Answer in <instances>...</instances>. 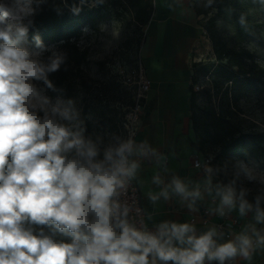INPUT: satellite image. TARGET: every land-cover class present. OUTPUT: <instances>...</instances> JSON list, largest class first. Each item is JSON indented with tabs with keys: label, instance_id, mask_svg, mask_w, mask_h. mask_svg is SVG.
I'll list each match as a JSON object with an SVG mask.
<instances>
[{
	"label": "clouds",
	"instance_id": "1",
	"mask_svg": "<svg viewBox=\"0 0 264 264\" xmlns=\"http://www.w3.org/2000/svg\"><path fill=\"white\" fill-rule=\"evenodd\" d=\"M32 14L31 0H0V264H149L150 255L173 264H204L205 259L224 264L237 254L248 258L252 242L246 235L217 245L214 230L197 237L189 235L188 224L164 223L157 234L129 225L128 209L121 212L114 197L138 166L128 162L133 141H119L97 159L92 141L58 121L74 118L72 101L51 105L32 82L51 88L47 74L59 69L63 56L53 52L45 64L36 58L40 52L21 46L28 33L23 22ZM35 40L42 51L39 37ZM72 150L77 158L69 159ZM173 183L176 192L188 195L179 180ZM244 195L241 214L253 209ZM260 201L257 196L255 218L264 222ZM233 203L229 185L222 204ZM26 223L55 226L72 242H56L43 231L33 234Z\"/></svg>",
	"mask_w": 264,
	"mask_h": 264
},
{
	"label": "rangeland",
	"instance_id": "2",
	"mask_svg": "<svg viewBox=\"0 0 264 264\" xmlns=\"http://www.w3.org/2000/svg\"><path fill=\"white\" fill-rule=\"evenodd\" d=\"M173 1L181 2L180 0ZM185 1L192 15L191 27L196 36L194 44L186 51L183 59L187 67V76L190 78L192 64L197 66L216 64L210 41L202 28L207 19L215 16L216 10L212 7L210 0ZM33 5V0H31L32 8ZM233 19L230 12L219 15L215 23L216 35L230 47L237 50H247L253 56L254 61L264 69V10L253 13L251 18L252 27L248 36H238L236 34ZM143 30L144 27L141 28V35L132 21V14L129 9L120 6L113 10L107 9L100 21L95 23L93 27L83 30V35L78 41V46L87 52L86 62L82 66L83 75L90 78L92 83L85 93L75 88L76 90L70 98L72 101L71 108L75 113L74 118L71 121L57 119L71 131L88 119L91 124L89 134L84 129L81 136L86 141L90 140L96 145L99 153L97 159H103V153L109 146H114L119 141H126L127 116L133 106V96L137 89L135 83L139 81L137 77L139 66L142 67L143 77L147 79L145 72L148 69L145 70L143 66L142 54L146 43ZM152 44H155V40ZM21 46L27 48L30 52H40L39 57L36 58L43 63L47 53H57V48L52 45L44 47L42 51L36 47H31L25 41ZM196 69L197 67L194 70ZM147 73L150 75L149 71ZM213 80L218 83V88L213 87ZM42 82L33 81L32 83L41 95L50 100L51 105H55L57 101H62L61 107L67 106L68 98L51 96ZM219 83L220 80L217 75L211 71L207 74L199 73L196 75L193 90L197 94L196 102L199 107L209 104L217 106L220 103L226 85ZM159 93V90L154 92L152 89L141 99V106L144 105L145 99L148 104L146 115H149L153 110L154 98H157ZM86 104L94 108V114L83 112ZM38 115L42 117L43 112H38ZM189 115L188 112L187 130L189 134L179 133L177 136L178 140L180 139L187 144L193 140ZM234 120L244 131L264 132V84L260 86L258 91L244 95L235 109ZM192 152L193 160L198 159V153L193 149ZM66 155L69 159L77 158L75 150L66 153ZM213 158L214 151L212 149L208 150L205 159L210 160L208 165L209 174L214 181L215 178L211 174L210 168ZM202 168H204L200 170L202 173L207 172L205 166H202ZM229 168L230 173L240 181L243 191L264 193V182H262L264 181V159L251 163L233 160L230 162ZM245 169L251 171L256 178L253 180L248 179ZM220 171L225 172L223 169H220ZM138 182L144 186L142 178H139ZM30 228L36 234L43 231L44 235L50 236L56 242H72L70 235L61 233L55 226L30 224Z\"/></svg>",
	"mask_w": 264,
	"mask_h": 264
},
{
	"label": "crops",
	"instance_id": "3",
	"mask_svg": "<svg viewBox=\"0 0 264 264\" xmlns=\"http://www.w3.org/2000/svg\"><path fill=\"white\" fill-rule=\"evenodd\" d=\"M180 1L152 0V15L143 30L146 36L142 50L143 66L150 72V75L148 71L145 74L151 83L147 93L152 89L160 93L154 98L153 110L149 115H146L148 104L145 99L132 140L135 150L130 155L131 163L138 165L132 176L140 193L141 205L155 234L161 224L175 223L188 224L193 229L189 235L197 237L214 230L213 240L217 245L236 241L238 236L246 235L252 242L249 257L237 254L225 260L224 264H264V242H261L264 239V222H257L254 209L241 214L240 199L235 194L233 206L223 205L225 187H218L210 177L208 167H205V173L200 171L204 168L193 167L190 143L177 138L179 133L189 134L187 115L190 78L183 59L196 40L188 4L185 0ZM139 178L143 179L144 186L138 182ZM174 180L184 185L188 195L176 192ZM193 198L202 206V212L192 206ZM219 210L229 212L237 222L228 230L229 239L224 237L225 231L219 232L216 228V224L222 221L218 216ZM205 218L207 222L203 224ZM173 246L187 247L177 241H173ZM153 261L154 264H173L150 255L149 264H153ZM204 264L220 262L205 259Z\"/></svg>",
	"mask_w": 264,
	"mask_h": 264
},
{
	"label": "trees",
	"instance_id": "4",
	"mask_svg": "<svg viewBox=\"0 0 264 264\" xmlns=\"http://www.w3.org/2000/svg\"><path fill=\"white\" fill-rule=\"evenodd\" d=\"M210 2L216 14L207 19L202 28L210 41L216 64L191 65L188 110L193 140L190 146L203 159L206 158L208 150L214 151L210 168L218 187L230 185L238 199L240 193L244 192V199L253 205V209L256 197L260 196V208L264 209V193L243 191L240 181L229 170L230 162L233 160L251 163L264 159V132L244 131L234 120L235 109L244 95L258 91L264 84V69L254 61L247 50H237L228 46L215 31L217 17L230 12L234 18L236 34L248 36L252 27V15L256 11L264 10L262 9L264 0H210ZM33 4V14L24 21L28 28L25 42L31 47H36L35 37H39L44 47L52 45L57 48V54L63 56V62L57 71L47 74L52 87L49 88L42 83L51 96H64L69 100L75 88L85 93L92 83L90 78L84 77L82 70L87 59L86 50L78 46L83 30L93 27L100 21L107 9L113 10L123 6L131 12L132 21L142 35L141 28L148 23L153 10L152 0H33ZM74 9L79 11L76 12ZM51 55L46 54L45 64L49 62ZM210 71L217 75L219 84L226 85L224 95L217 106L209 104L199 107L196 102L197 94L193 90L196 75L207 74ZM212 84L218 88L215 80ZM83 112L94 114L95 110L86 104ZM90 125L87 119L72 132H79L82 135L86 129L89 134ZM220 169L225 172H221ZM25 227L30 228V224L26 223Z\"/></svg>",
	"mask_w": 264,
	"mask_h": 264
},
{
	"label": "built area",
	"instance_id": "5",
	"mask_svg": "<svg viewBox=\"0 0 264 264\" xmlns=\"http://www.w3.org/2000/svg\"><path fill=\"white\" fill-rule=\"evenodd\" d=\"M138 79L135 83V86H137L136 93L133 96V106L131 108V112L127 116V140H133L135 134H136V122L138 121V117L140 114V111L142 109L141 106V99L144 98V95L148 92L150 88V81L145 79L143 77V70L142 67L139 66L138 69ZM201 156V155H200ZM129 165L131 164V156L128 157ZM210 160L203 159L201 156V159H195L193 161V167L194 168H202V166L209 168ZM125 179V187L122 189H118L117 196L114 197V200L116 203L120 205V211L122 212L123 209L126 207L128 209L127 214V221L130 226L135 227L137 230L149 232L152 234H155L151 228V226L148 224L146 220L145 213L143 211V207L141 205V198L140 193L138 190V187L134 181L133 176L126 177ZM218 216L222 219L219 223L216 224V228L219 232H224V237L226 239L230 238V233L228 230L232 228L237 222L236 220L231 216V214L225 210H219ZM207 220L206 218L203 220V224H206Z\"/></svg>",
	"mask_w": 264,
	"mask_h": 264
},
{
	"label": "water",
	"instance_id": "6",
	"mask_svg": "<svg viewBox=\"0 0 264 264\" xmlns=\"http://www.w3.org/2000/svg\"><path fill=\"white\" fill-rule=\"evenodd\" d=\"M191 204H192V206L194 207L195 210H197L199 212H202V206L200 205V203L198 202L197 199L193 198L191 200Z\"/></svg>",
	"mask_w": 264,
	"mask_h": 264
},
{
	"label": "bare ground",
	"instance_id": "7",
	"mask_svg": "<svg viewBox=\"0 0 264 264\" xmlns=\"http://www.w3.org/2000/svg\"><path fill=\"white\" fill-rule=\"evenodd\" d=\"M162 2H174V1L173 0H162Z\"/></svg>",
	"mask_w": 264,
	"mask_h": 264
}]
</instances>
